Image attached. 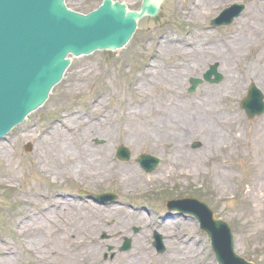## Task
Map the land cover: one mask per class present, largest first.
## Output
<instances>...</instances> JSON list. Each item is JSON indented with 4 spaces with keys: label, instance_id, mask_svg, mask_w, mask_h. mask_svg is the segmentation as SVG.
I'll list each match as a JSON object with an SVG mask.
<instances>
[{
    "label": "rangeland",
    "instance_id": "374dc122",
    "mask_svg": "<svg viewBox=\"0 0 264 264\" xmlns=\"http://www.w3.org/2000/svg\"><path fill=\"white\" fill-rule=\"evenodd\" d=\"M103 0H66V6L77 13L87 14L101 5ZM123 3L130 11H139L143 0H113ZM201 1V0H200ZM207 1V0H206ZM256 1V2H254ZM195 0H158L159 13L155 18L144 17L138 23V29L130 44L122 50L99 51L90 56L74 58L71 57V64L66 72L63 81L52 91L49 100L37 112L29 116L21 125L17 126L8 136L0 140V170L1 166L9 161L21 167V180L17 189L0 185V237L12 240L14 233L11 227V217L18 214L22 209V202L16 199L15 192L32 191L44 195L42 200L50 202L57 199L59 202H74L78 191L85 190L92 194L113 193L118 196L121 205H108L102 207L111 212L108 222H104L107 231L98 233V228H89L94 240V245L100 243L103 248L102 259L108 264H114L121 257L132 256L135 250L138 254L137 263L143 255L140 264H174L177 255L176 247L190 253V259L201 264H218L214 253L211 250V243L208 237L193 222H185L183 219L174 220L166 215V203L176 197L189 195L207 204L215 213L216 218L226 221L231 226L235 237V252L246 261L253 264H264V191L263 197L256 195L251 197L250 184L253 174L257 168H261L247 153L244 157H236L235 154L224 159L221 151H214V147H208L207 140L201 137H192L187 134L185 139L189 143L184 144L183 151L201 154L204 163L190 162L188 159H177L176 151L178 146L173 140L172 144H159V138L147 145L139 142H129L132 135L125 137L123 129L119 126L123 122L120 116L116 124L119 129L115 132L116 139H107V135L94 134L90 146L100 150L104 147L112 149L113 165L116 174L111 176L103 184H97L92 178H83L76 175L75 181L59 179V184L53 186L47 178L35 171L36 158L40 153V140L44 138L58 119L65 114H81V117H98L101 112L95 111L97 99L103 96L106 98L104 111H118L124 109L125 104L135 101L131 90L137 77L148 69L151 62L170 63L176 58L163 59L158 57V45L162 38L178 37L187 38L194 30L212 34L209 44L213 49L221 52L218 44L233 37L239 32L238 24L240 18L231 28L216 33L211 31L206 20L215 16L212 10L203 13L199 18L193 19L189 16L183 17L176 11V5H180L182 11H189ZM260 0H253L252 6L261 8ZM230 3V2H229ZM262 3V2H261ZM208 7L213 5L208 0ZM260 5V6H259ZM264 11V3H262ZM224 7V6H222ZM220 7V8H222ZM249 13H245V18ZM249 17V16H247ZM248 20V18H246ZM262 32L260 23L253 21ZM260 27V28H259ZM148 45V46H147ZM249 55L246 61L237 65L236 77L239 84L240 77L248 73V66L253 64L252 77L254 79L244 83L243 91L234 102L240 116V124L245 132L264 123V116L255 119H248L240 107L242 99L246 96L250 84L254 83L264 92V65L262 61L261 46L262 38L259 34H253ZM160 48V47H159ZM247 48L241 49L245 52ZM219 57V58H218ZM203 68L202 72L190 74L186 79L184 87L185 97L188 99L198 96L200 89L210 87L222 91L226 86L228 78L222 66L230 67L223 57L218 56ZM227 63V64H226ZM217 64L218 71L223 75V81L218 85L204 83L198 87L194 94H189V80L191 78H202L210 65ZM230 71H233L230 70ZM86 75L85 80L79 77ZM257 77V78H256ZM147 89L145 93H152ZM158 94V93H157ZM219 105L225 107V102L218 101ZM102 110V109H101ZM116 111V112H115ZM121 125V124H120ZM223 131L226 132L224 125ZM162 138V137H160ZM133 141V140H132ZM215 144L217 142H214ZM33 145V149L26 151L27 145ZM264 146V141H262ZM126 146L132 155L128 163L117 159L116 151L119 146ZM195 145H198L194 147ZM73 153L78 149L73 148ZM142 154L152 155L160 158L161 164L157 171L151 175L145 174L136 162ZM178 157V156H177ZM208 157V159H207ZM176 158V159H175ZM177 160L178 163H175ZM174 161V162H173ZM113 170V171H114ZM137 171L138 184H132L131 180L121 183L119 175L131 177V171ZM259 170V169H258ZM180 171L189 172L190 176L179 175ZM228 172L225 180L222 173ZM187 174V173H185ZM38 208H34L36 211ZM146 209L147 211H143ZM53 208L48 207L45 213L51 212ZM44 214V213H42ZM166 218V219H165ZM133 227H139L141 232L135 234ZM159 230L166 238V253L158 255L152 247L153 231ZM166 229L167 232H164ZM130 238L133 246L128 252H120L124 239ZM111 249V250H110ZM25 264H31L26 260Z\"/></svg>",
    "mask_w": 264,
    "mask_h": 264
},
{
    "label": "bare ground",
    "instance_id": "6f19581e",
    "mask_svg": "<svg viewBox=\"0 0 264 264\" xmlns=\"http://www.w3.org/2000/svg\"><path fill=\"white\" fill-rule=\"evenodd\" d=\"M156 2L157 0H146L147 4L156 5ZM208 6V1L195 0L189 11H182L180 5H176V12L183 17L197 19L208 11ZM261 9L262 7L255 10V22L264 16ZM252 22L253 19L239 22V32L218 45L221 52L213 49L214 45L208 44L212 34L200 32L198 29L187 38H162L157 49L158 57L176 60L170 63H165L164 60L161 63L151 62L148 69L132 84L135 101L126 103L122 111L117 110L118 115L110 109L107 112L103 110L106 98L101 96L95 106V111L101 112L98 117L82 118L77 113L65 114L62 120L58 119L40 140L35 171L47 178L53 186L59 184L60 178L73 182L77 179L76 175L92 177L97 184H103L117 171L112 163L113 152L106 147L93 149L90 146L91 139L94 134L100 133L114 141L119 126L125 137L132 135L133 141H128L133 144L136 141L141 145L156 142L155 136L160 139L158 143L161 145L172 144V139L175 138L176 146L179 145L177 159L185 158L190 162L204 163L205 157L202 158L201 154L183 151L184 144L190 142V139H185L186 135L192 134L190 138L206 139L208 147L217 145L214 151L219 149L218 152L221 151L224 159L233 154L240 158L252 153L261 168H257L251 178L250 193L251 197H263L260 193L264 191V123L245 132L240 124V116L234 109V102L240 97L244 83L254 79L252 63L248 66V73L241 75L240 84L234 70L237 65L246 61L253 34H259V37L264 35ZM261 28L264 30L263 26ZM245 48V52H240ZM218 56L230 64L229 68L222 66L228 78L224 89L219 92L206 87L200 89L195 98H186L183 89L189 75L202 72ZM84 77L87 76L79 77L78 81L85 80ZM147 89H152V93L146 94ZM218 101L225 102L227 106H220ZM120 116L123 122L118 126L116 122ZM224 125L226 132L222 128ZM73 148L78 149V152L73 153ZM175 163H178L177 160ZM21 171V167L12 161L4 163L0 170V185L17 189ZM227 173H222L224 180ZM189 174L185 171L179 172L181 176H190ZM129 175L131 177L119 175L121 183L131 180L132 184H138L137 171H131ZM43 196L21 189L15 192L16 199L23 206L18 214L11 217L13 239L0 237V264H25L26 260H30L31 264H108L102 259L101 244L94 245L95 239L89 228H98V233L109 230L103 223L112 218L111 212L87 201L59 202L52 199L45 203ZM36 207L38 209L34 211ZM48 207H53V210L45 213ZM164 232H167L166 229ZM174 248L177 253L174 264H201L190 259L196 254L190 256L188 251L176 246ZM137 254L138 250H135L132 256L121 257L114 264H136L137 258L134 256ZM143 257L140 255L141 261Z\"/></svg>",
    "mask_w": 264,
    "mask_h": 264
},
{
    "label": "water",
    "instance_id": "95a60500",
    "mask_svg": "<svg viewBox=\"0 0 264 264\" xmlns=\"http://www.w3.org/2000/svg\"><path fill=\"white\" fill-rule=\"evenodd\" d=\"M63 1L0 0V138L44 104L69 65L66 59L69 54L81 56L99 49L122 48L132 37L140 17L126 14L124 6L112 5L109 0L88 16L77 15L67 10ZM146 10L155 14L152 6ZM212 75L216 76L212 82L221 81L216 67L205 79L211 81ZM191 83L194 91L200 81ZM262 100L261 93L252 87L242 106L250 117L262 115ZM119 157L128 160L129 152L121 148ZM139 162L147 172H152L159 163L147 156L139 158ZM205 210L206 229L219 245L223 243L221 239H229L228 251L232 254L227 225L214 221L213 215Z\"/></svg>",
    "mask_w": 264,
    "mask_h": 264
}]
</instances>
